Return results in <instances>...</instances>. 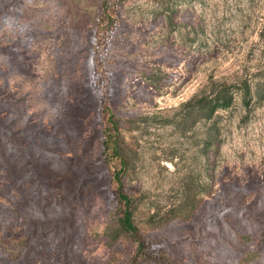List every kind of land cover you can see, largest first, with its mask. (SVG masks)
I'll return each instance as SVG.
<instances>
[{"label": "rangeland", "instance_id": "1", "mask_svg": "<svg viewBox=\"0 0 264 264\" xmlns=\"http://www.w3.org/2000/svg\"><path fill=\"white\" fill-rule=\"evenodd\" d=\"M0 264H264V0H0Z\"/></svg>", "mask_w": 264, "mask_h": 264}, {"label": "trees", "instance_id": "2", "mask_svg": "<svg viewBox=\"0 0 264 264\" xmlns=\"http://www.w3.org/2000/svg\"><path fill=\"white\" fill-rule=\"evenodd\" d=\"M245 93H249V89H247ZM219 94L220 93L211 99L201 98L196 100L195 98L194 100H191L189 103H187L189 107L185 114L186 120L194 118L196 114L204 119H210L218 109L228 107L232 100L231 97L226 98L225 95L221 97ZM113 118L114 117L111 114L110 121L112 122V127L105 130L102 145L105 152H109L111 150L114 153L113 155H119V133L117 130V122L114 121ZM124 168L125 167L123 164L122 169L124 170ZM114 182L117 189V198L123 203L124 212L123 215H121L118 220H116L114 225L107 226L106 235L111 238V241H115V239L123 234L130 235L137 244L138 253L141 252L145 259L155 261V258H153V256L150 254L151 250H149V243H147L137 233V228L133 222L134 204L126 194L122 178L119 176V174H116ZM160 259L161 258H159V260Z\"/></svg>", "mask_w": 264, "mask_h": 264}]
</instances>
